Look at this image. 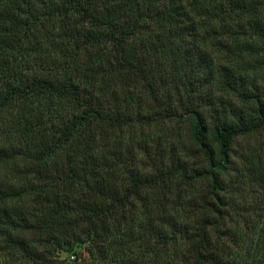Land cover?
<instances>
[{
    "label": "trees",
    "instance_id": "1",
    "mask_svg": "<svg viewBox=\"0 0 264 264\" xmlns=\"http://www.w3.org/2000/svg\"><path fill=\"white\" fill-rule=\"evenodd\" d=\"M209 44L233 58L217 63ZM263 57L264 0H0V255L264 264V157L234 149L264 133ZM132 80L154 116L131 112ZM156 117L185 120L192 149L146 173L121 140Z\"/></svg>",
    "mask_w": 264,
    "mask_h": 264
},
{
    "label": "rangeland",
    "instance_id": "2",
    "mask_svg": "<svg viewBox=\"0 0 264 264\" xmlns=\"http://www.w3.org/2000/svg\"><path fill=\"white\" fill-rule=\"evenodd\" d=\"M250 3H247L245 5H249ZM228 5L226 4L225 7ZM263 12H261V15ZM241 22H245L244 20ZM245 25V30H248V25ZM242 40H245L242 36L239 37ZM259 40H256L258 43ZM258 47V46H257ZM208 49L211 52V55L214 57L215 61L217 63H228L233 57L231 54H227L223 49L221 48H213L208 46ZM256 49V48H255ZM245 60L252 59L249 56H245ZM229 59V60H228ZM264 59V57H263ZM230 63V62H229ZM166 78V75H164V79ZM157 85V84H156ZM167 85V82H166ZM130 90H128L127 96L131 94L132 100L130 102V107L133 108L132 113H134L136 110L140 111V115H151L154 116L153 113L155 111V106L149 99L148 91L143 88V84L139 82H134L133 80L130 81L127 85ZM167 87H169L167 85ZM118 94L124 93L123 88H118L117 90ZM163 98V96H162ZM160 101H162L161 97L159 98ZM234 100V99H231ZM233 102L240 103L237 99H235ZM177 104L174 102L171 104V107L176 106ZM207 114L212 112V107L210 106L205 110ZM143 122H145L143 125L136 122V125L132 131L125 130L126 133L131 134V138L134 141L133 145L128 144L127 135L123 134V141L121 140V148L123 150V153H126V148L131 147L130 153H136L139 160L145 159L146 162H144L143 169L146 173H151L154 171L153 164L156 160V157L160 154H164V158L167 159L168 153H181L183 157L184 153H189L191 151L192 146L190 144V141L187 137V124L185 120H182L181 118H160L156 117L154 120L149 121L147 123V120L142 119ZM133 135V136H132ZM120 141V140H119ZM141 145V146H140ZM235 151L237 153H259L260 155H263L264 157V133H257L251 136L242 137L240 138L237 143L234 145ZM146 157L148 159H146ZM264 160V158H262ZM260 160V161H263ZM194 159H190L191 165H197L198 161ZM131 162V161H130ZM2 172V171H1ZM179 182V180H177ZM177 181L175 183H177ZM201 188L194 186L192 188L193 193L191 192L187 193L188 197H194L196 198L198 195L199 190H201L204 186L200 185ZM242 192L244 193L243 199L246 202L249 201H255L260 199V195L258 193L260 192L258 187L255 185L251 186H244V184H240L238 186ZM236 187H233V190H236ZM203 190V189H202ZM176 190L172 187L171 192L168 194L170 197L175 196ZM263 196H264V191ZM232 199L234 201L237 200L236 197L231 195ZM158 198H153L151 193V201L155 202ZM189 199V198H188ZM255 199V200H254ZM264 200V198L262 199ZM261 200V201H262ZM187 200H183L185 202ZM28 199H21L20 201H16L14 204H16L18 207L24 208L25 205H27ZM238 203V202H234ZM138 206H140V203H137ZM237 206V204H235ZM186 209L187 206H186ZM184 208L179 211V217L180 220L184 217ZM187 212L189 210H186ZM138 213H140V218H144V215H141L140 207H138ZM33 236H31V233L27 234V239H32ZM38 246V245H37ZM41 251L42 256L45 258L51 259L53 261H59V262H70V261H76V262H82L84 264H98V261H94L92 263L90 258L87 257L86 251L83 246L75 247L74 249L67 251L60 249L57 245L54 246H47L46 248H38ZM124 261H127L126 258H123ZM134 261V260H132ZM121 262V260H120ZM115 262L114 264H134L130 261V263H120ZM0 264H33V260L28 259L26 256L20 254L19 252H12V253H3L0 255Z\"/></svg>",
    "mask_w": 264,
    "mask_h": 264
}]
</instances>
